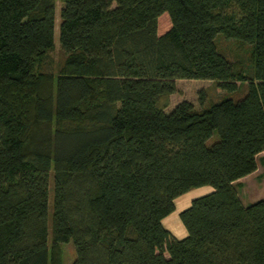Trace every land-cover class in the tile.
<instances>
[{
    "label": "trees",
    "instance_id": "obj_1",
    "mask_svg": "<svg viewBox=\"0 0 264 264\" xmlns=\"http://www.w3.org/2000/svg\"><path fill=\"white\" fill-rule=\"evenodd\" d=\"M61 1L54 71L55 0H0V264H264V0ZM176 78L247 89L166 111Z\"/></svg>",
    "mask_w": 264,
    "mask_h": 264
},
{
    "label": "rangeland",
    "instance_id": "obj_2",
    "mask_svg": "<svg viewBox=\"0 0 264 264\" xmlns=\"http://www.w3.org/2000/svg\"><path fill=\"white\" fill-rule=\"evenodd\" d=\"M62 6L61 0H55L54 3V48L48 53V55L42 61V66L45 69L56 70V67L60 63L63 57V53L59 45V22H60V8ZM160 24H166V16H162L159 19ZM224 36L219 33L217 42L219 47L229 53L230 42L223 38ZM176 90L170 94V102L165 107L166 111H169L177 103L178 100L182 98H187L191 100L196 107L207 106L211 100H219L223 97L232 96L234 98L242 96L246 91L247 87L244 83L238 89L230 91L227 89L219 88L216 84V81L212 78H176ZM215 134L213 135V137ZM210 184H203L195 186L182 193L178 199L184 200L189 198V201L198 195L204 194L212 190ZM52 197H53V180L52 177H49V213L51 212L52 207ZM49 244L51 242L50 233L48 236ZM63 263L72 264V261L75 256V249L72 240L62 241L60 243Z\"/></svg>",
    "mask_w": 264,
    "mask_h": 264
},
{
    "label": "crops",
    "instance_id": "obj_3",
    "mask_svg": "<svg viewBox=\"0 0 264 264\" xmlns=\"http://www.w3.org/2000/svg\"><path fill=\"white\" fill-rule=\"evenodd\" d=\"M256 158L257 167L236 180L238 183V194L244 204L264 196V149L257 153ZM180 196L182 195L174 199V210L162 219L163 225L178 238L187 234V230L179 218V211L190 203L189 198L179 200V203H177V199Z\"/></svg>",
    "mask_w": 264,
    "mask_h": 264
}]
</instances>
